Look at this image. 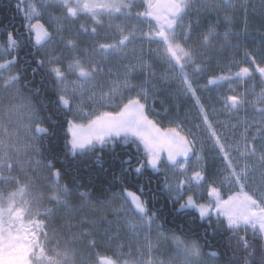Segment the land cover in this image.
Returning a JSON list of instances; mask_svg holds the SVG:
<instances>
[{"label":"snow or ice","instance_id":"snow-or-ice-1","mask_svg":"<svg viewBox=\"0 0 264 264\" xmlns=\"http://www.w3.org/2000/svg\"><path fill=\"white\" fill-rule=\"evenodd\" d=\"M15 13L0 23V264H264V0ZM106 152L110 180L77 179L107 174Z\"/></svg>","mask_w":264,"mask_h":264},{"label":"trees","instance_id":"trees-1","mask_svg":"<svg viewBox=\"0 0 264 264\" xmlns=\"http://www.w3.org/2000/svg\"><path fill=\"white\" fill-rule=\"evenodd\" d=\"M0 16L2 18H15L18 19L19 15H17L15 13V7L13 6V4L10 3V1L8 0H2V2H0ZM47 143V142H45ZM62 144V139L59 142H55L51 145V150L53 152H57L60 150V146ZM117 152L121 153V155L123 154V149L121 148H117L116 149ZM113 153L110 152H106L105 153V160L107 161V163L105 164V167L109 169V172L107 174H103L100 173L98 170L96 169H89V171L86 172H82L81 175L79 177H77L78 180H82L83 183L87 186H91L89 184V180L90 178L94 181V183L98 186L101 183H105L107 180L111 179V172L112 171H119V165L118 164H113ZM116 187L118 188L119 185L117 184ZM115 190V189H114ZM212 237H209V240H212Z\"/></svg>","mask_w":264,"mask_h":264},{"label":"flooded vegetation","instance_id":"flooded-vegetation-1","mask_svg":"<svg viewBox=\"0 0 264 264\" xmlns=\"http://www.w3.org/2000/svg\"><path fill=\"white\" fill-rule=\"evenodd\" d=\"M8 1H10V3L13 4V6L15 7L16 0H8ZM0 2H2V0H0ZM0 10H1V8H0ZM14 22L20 23L21 22L20 17L18 19L11 18L10 20H3L2 17L0 16V23H2V24H9V23H14ZM0 39H2V37H0Z\"/></svg>","mask_w":264,"mask_h":264},{"label":"bare ground","instance_id":"bare-ground-1","mask_svg":"<svg viewBox=\"0 0 264 264\" xmlns=\"http://www.w3.org/2000/svg\"><path fill=\"white\" fill-rule=\"evenodd\" d=\"M3 20H10V19H8V18H2ZM14 24L16 25V27H19V25H20V23H16V22H14Z\"/></svg>","mask_w":264,"mask_h":264}]
</instances>
